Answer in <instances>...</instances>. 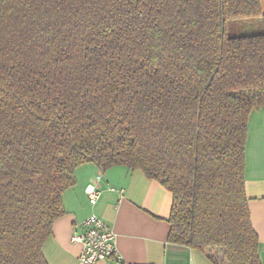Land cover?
<instances>
[{
  "label": "trees",
  "instance_id": "trees-1",
  "mask_svg": "<svg viewBox=\"0 0 264 264\" xmlns=\"http://www.w3.org/2000/svg\"><path fill=\"white\" fill-rule=\"evenodd\" d=\"M234 20L262 30L231 36ZM258 105L260 0H0V264H47L85 163L169 191V243L261 264L244 187Z\"/></svg>",
  "mask_w": 264,
  "mask_h": 264
},
{
  "label": "crops",
  "instance_id": "crops-1",
  "mask_svg": "<svg viewBox=\"0 0 264 264\" xmlns=\"http://www.w3.org/2000/svg\"><path fill=\"white\" fill-rule=\"evenodd\" d=\"M260 3L264 13V0ZM244 154L250 221L264 264V105L254 106L248 115ZM74 176L75 185L62 194L64 214L54 221L42 247L47 264H81V246L70 241V231L91 213L114 229L122 256V262L111 257L98 264H213L202 252L167 241L172 195L141 170L113 165L102 172L94 163H85L75 169ZM89 184L100 192L93 205L84 192Z\"/></svg>",
  "mask_w": 264,
  "mask_h": 264
},
{
  "label": "built area",
  "instance_id": "built-area-1",
  "mask_svg": "<svg viewBox=\"0 0 264 264\" xmlns=\"http://www.w3.org/2000/svg\"><path fill=\"white\" fill-rule=\"evenodd\" d=\"M91 205L95 204L99 190L89 184L84 189ZM123 193V189H119ZM70 241L79 244L81 251L78 260L81 264H98L111 257L122 262V256L117 249V235L102 217L91 213L79 224L73 225L70 231Z\"/></svg>",
  "mask_w": 264,
  "mask_h": 264
},
{
  "label": "rangeland",
  "instance_id": "rangeland-1",
  "mask_svg": "<svg viewBox=\"0 0 264 264\" xmlns=\"http://www.w3.org/2000/svg\"><path fill=\"white\" fill-rule=\"evenodd\" d=\"M229 35H246L259 33L262 30L261 24L257 20H234L227 24Z\"/></svg>",
  "mask_w": 264,
  "mask_h": 264
}]
</instances>
